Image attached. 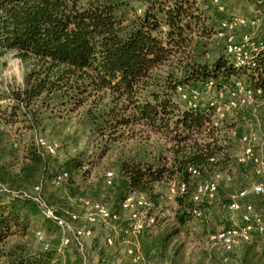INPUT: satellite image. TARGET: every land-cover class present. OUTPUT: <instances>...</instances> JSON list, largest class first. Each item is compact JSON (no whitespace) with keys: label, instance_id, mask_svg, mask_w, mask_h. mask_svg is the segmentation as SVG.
<instances>
[{"label":"trees","instance_id":"1","mask_svg":"<svg viewBox=\"0 0 264 264\" xmlns=\"http://www.w3.org/2000/svg\"><path fill=\"white\" fill-rule=\"evenodd\" d=\"M213 1L0 0V50L14 52L27 67L21 85L7 91L8 103L0 112V189L9 196L0 202V264H63L59 239L42 250L30 248L27 241H11L33 238L31 224L39 219L45 235L62 232L43 216L30 193L38 188L45 205L66 218V212H74L48 202L45 187L62 188L66 197L78 202L87 191L81 189L89 170L112 146L126 147L137 134L135 128L167 136L171 146L166 154L147 147L120 151L109 168L102 166L96 184L88 187L95 189L97 203L116 217L108 223L107 234L92 236L96 264H131L122 245L106 244L116 229L118 241L130 232L121 203L129 196L143 197L147 214L153 217V210L163 211L162 188L168 182L175 187V206H169L172 224L160 229L166 219L154 223L153 218L134 236L145 261L184 264L185 250L175 239L191 235L186 228L193 221V211L201 210L195 239L206 245L198 247V264H264V231L259 230L264 227V198L247 193L237 199L240 206L252 209L249 221L242 219L238 228L232 226L234 212L229 209L231 194L249 189L242 185L249 170L254 181H262L252 160L237 163L236 146L248 122L264 141V48L259 46L264 40L258 36L264 27V0H235L234 4L239 9L241 1L248 2L257 11L254 18L243 19L239 29L249 31L237 43L249 37L255 45L253 69L236 68L226 55V39L217 34L228 32L222 24L236 16L230 17L225 0H215L217 5ZM238 81L260 94L254 110L244 105L225 113L235 112L222 121L225 131L221 132L211 125L214 112L209 104L218 102L219 94L226 100ZM209 84L210 99L203 110L198 108L201 96L195 108H182L178 101L182 94L190 96L196 90L202 95ZM38 139L58 141L55 154H47ZM82 139L85 145L79 144ZM58 152L68 154L64 161L53 158ZM189 168L197 174L192 176ZM214 169L223 176L213 198L192 202L197 186L208 181ZM63 175L66 179L58 182ZM65 204L64 199L58 202ZM97 225L102 226H93ZM246 225L252 228L247 240L234 237L236 243L229 250L210 241L223 230L237 231ZM207 243L214 246L208 248ZM72 244L84 259L72 237L66 248Z\"/></svg>","mask_w":264,"mask_h":264},{"label":"rangeland","instance_id":"2","mask_svg":"<svg viewBox=\"0 0 264 264\" xmlns=\"http://www.w3.org/2000/svg\"><path fill=\"white\" fill-rule=\"evenodd\" d=\"M214 5L219 4L218 2H215V0L213 1ZM235 0H225L224 1V6L227 7V10L230 12V17L232 16H236V17H232L231 19H242L243 24L238 23L237 21V25L235 27H233L232 30H229L228 32H226L224 34V38L226 39V44L227 41L230 39L231 42L233 44H237L239 43V39H240V35L246 31H249L248 28H241L239 29L241 26H244L245 24V20H250L251 18H254V15H257V11H255L254 6L250 5L248 2H244L241 1L240 4V8L238 9L237 7H235ZM222 8V7H221ZM220 8V9H221ZM237 20V19H236ZM253 25V24H252ZM236 30V31H235ZM254 31V33L258 32L257 29L252 30ZM258 36L260 38H263L264 40V27H262L261 30H259ZM218 41V39L216 40ZM258 52V51H257ZM27 71V67L20 61L19 58H17V56L15 55L14 52H5V51H1L0 50V112H2L5 108L6 105L8 103V99H7V91L16 88L17 86L21 85L22 83V79L23 76L25 74V72ZM207 91H203L200 100L198 101V108L203 110V108H205L208 103V100L210 99L208 97V95L206 94ZM222 99H223V95H222ZM178 101L180 103V105L182 106V108L184 109H188V105L187 103H184L180 97L178 98ZM253 106L252 109L254 110V106L255 105H250ZM235 112H230L228 114H225V116L221 119H218L217 116H215V114L213 113L212 117H211V125L218 129L221 130V132H224L225 129V125H223V120L226 119L227 117H231ZM136 130V136L127 143L126 147L122 146V145H116V146H112V149L109 150V152L102 158L100 159L101 161L98 163V166L93 167L91 170H89V176L86 179L87 184H84V186L82 187L81 190H85L87 189L84 197L79 198V201L76 202L75 200H73L72 198H68L66 197V193L65 191H63L62 188H54V187H45V192H44V197L45 199L48 200V196H50V201H53L55 203V207L58 208H64L66 209L67 207L71 209V212H74L75 214L78 215V221L73 225V227H78L81 229H84L85 231H91L90 235L87 237H83L81 240V243L83 245V251L80 252L82 254H84V259H81V257H79L78 255V249L76 250L75 245L72 244L70 247L64 249L61 253H59L60 255V260L63 264H96V258L94 255V252L91 250V248L93 247V237L95 236H99V234H107V230L110 228L105 224L101 225H97V226H93L90 225L88 223L85 222L84 218H83V208L81 206V200H89L92 202H98L93 194V191H95V189H88V187L93 186L94 184H96L97 180L103 175L101 173V170H104V168H109V166L112 165V163L115 161L116 157L118 156V154H120V151L123 152H127L130 148L135 150V149H139V148H144L147 147V149L149 151H153V152H157L159 150L163 151V154H166L168 148H170L171 146V142L169 141V138L167 136H163V135H159V134H155L152 132H147L144 129H141L138 131V128H135L134 131ZM257 127L254 126L253 123L248 122L246 124V126L243 129L244 132V136L242 137V139L240 140L239 144H237V148H236V161L237 158L241 155L242 149L245 148L246 146L250 147L253 150V155L257 158H264V150L262 149V145L263 142L259 140L258 138V132H257ZM249 134V136L247 137L246 135ZM38 138H40L39 136H37ZM39 140V139H38ZM38 140H37V144H38ZM43 140V139H42ZM46 144H56L57 148H58V141H45L43 140ZM95 141H92L90 146H92V143L94 144ZM85 143H87V141H85V139H82V141L79 142L80 145H85ZM42 148V147H41ZM121 148V149H120ZM123 148V149H122ZM68 156V154L66 155L65 153H61L58 152L53 158L58 161V162H62L64 161V159ZM264 160V159H263ZM215 163V162H213ZM238 163V162H237ZM239 164V163H238ZM102 166L104 168H102ZM251 172V173H250ZM223 176L222 172H218L217 169H214L213 174L211 175L210 179L204 183L201 184H206V183H210V182H215L216 186L218 184L219 187V182L221 177L219 179H216V176ZM244 181L242 182V185L245 188H251L254 184H256L257 182L254 181V177L252 175V171L249 170V172L244 176ZM172 185L174 186L173 183H165L163 185L162 188L164 189V205L162 206L163 208V215H160L162 212H160V210L154 211L152 212V216L154 218V223L157 222V220L159 221L160 219H166V223H164V225H162L160 227L163 228L165 227L167 224H172L173 221V214L171 212L170 207H174L175 203L173 200V195L175 194V187H174V194L172 193ZM200 185V184H199ZM236 192V191H235ZM233 192L231 194V197L236 195V193ZM32 196H36V192H32L30 193ZM195 195V194H194ZM138 197V196H137ZM194 197V196H193ZM203 198H207L206 196L201 197ZM201 198L199 200H201ZM9 199V196L4 192V190L0 189V202H6ZM66 200L68 204H65L63 206H59L58 202L60 200L63 201ZM211 200V199H210ZM192 202L196 203L193 198H192ZM210 203V201H208ZM201 213V216H196L193 214V221L187 226V230L191 233V235H189L187 237L186 234H181V236L178 237L177 243L181 242L180 244H182L183 249L185 250L186 255L184 256L185 258V263L184 264H198V256H196L197 254V250H199V248L204 247L206 244L200 242L198 239L196 238V232H199L200 230V223L199 220L203 217V214L201 212V210H199ZM160 212V213H159ZM234 213H232L231 215V221H232V226H236L239 227V225L242 223V215H244L243 212L240 213V211H232ZM207 218V215H206ZM202 220V219H201ZM31 226H33L35 228L34 231V237L33 238H27V239H18V238H14L11 241L15 242L17 240H22V242L27 241L28 246L30 248H33L34 250H42L43 246L48 243L50 245H55V242L57 239L61 240V238L67 237L69 240L71 239V234H67L62 233L59 231V233H55V234H49L48 236L45 235L43 233L42 230V221L39 219L37 223H32ZM159 230V227H158ZM220 230V229H219ZM115 232V231H114ZM40 234L39 236H37V234ZM116 233H118V229H116ZM189 234V233H188ZM212 234H209L207 236V240H209V237ZM93 236V237H92ZM104 237V236H103ZM113 237H115V234L112 236V241H113ZM39 238L41 240H39ZM106 238V239H105ZM103 238L104 242L106 243V240L108 237ZM211 238V237H210ZM118 239V237H117ZM123 239H127V241L132 242L134 237L131 235H126L125 237H123ZM114 242V241H113ZM209 242V241H208ZM59 243H57L58 246ZM107 244V243H106ZM209 246L208 248H212L214 246V244L212 243V245L210 246V243H207ZM108 246V245H107ZM125 246V245H124ZM127 246V245H126ZM216 246V245H215ZM199 247V248H198ZM132 249L131 247H128L125 250H129ZM78 251V252H77ZM127 252V251H126Z\"/></svg>","mask_w":264,"mask_h":264},{"label":"built area","instance_id":"3","mask_svg":"<svg viewBox=\"0 0 264 264\" xmlns=\"http://www.w3.org/2000/svg\"><path fill=\"white\" fill-rule=\"evenodd\" d=\"M217 2V1H215ZM237 19V20H236ZM233 19L229 23H223L222 29L227 31L233 29L238 23L243 24L242 19ZM224 33L217 34L218 38H222ZM249 37H244L241 44H233L229 39L226 44V55L229 56L236 68H247L253 69L256 68L257 62L251 56V52H255L256 48L253 43L249 41ZM261 49L264 48V43H260ZM257 52V51H256ZM235 91L231 92L226 100L222 99V94H219V101L212 102L209 104V107L213 109L215 116L218 119L223 118L225 113L233 110L238 106L244 105H255L256 104V97L260 94V91L251 92L247 90L244 84L238 81L235 84ZM212 89L211 84L206 87V91L210 92ZM180 91V89H178ZM201 96L199 91H192L190 96L187 94L181 95V100L187 101V105L191 108H195L194 103L198 100ZM38 145L43 148V150L50 155H54L57 150L56 144H46L42 139L38 140ZM264 158H257L253 155V150L246 146L243 148L241 155L238 157V163L246 164L248 161H253L255 164V173L256 175L262 180L254 184L248 190H244L237 195L231 197V205L229 209L231 211H240L241 209L244 210V215H242V219L245 222L249 221L250 216H252V209L250 207H242L237 202V199L244 197L247 193H252L257 196H261L264 198ZM212 161V160H211ZM188 172L192 176L197 174V171L193 168H189ZM107 183L110 184V178L112 175L108 173L106 175ZM221 176L217 175L216 179H219ZM66 179V175H63L58 178V182L64 181ZM184 187H180V191H183ZM39 189L36 188V196H32V200L37 204L38 208L42 212L43 216L51 221L58 229H60L63 233L71 234L72 239L76 242L79 250L83 251V246L81 240L83 237H87L90 235L89 231H85L81 228L73 227V223L78 221V215L74 213L66 212V218L59 216L56 210L52 207H47L45 203L41 200L38 195ZM216 191V184L215 182H210L206 184H200L197 186L195 195L193 200L195 202L199 201L201 197L206 196L208 199H212ZM172 193L174 194V186L172 185ZM81 206L83 208V218L86 223L90 225L95 224H105L107 225L110 221L115 220L116 217L113 216L110 211L102 204L97 202H91L89 200H81ZM121 210L127 213L128 218L130 220V232L129 235L136 236L143 228L149 227L153 223V217H149L146 210V202L143 197H135L129 196L125 198V200L121 203ZM193 214L196 216H200V212L194 210ZM256 222L259 224L260 220L256 217ZM236 227V226H235ZM238 228V227H236ZM252 230L249 225H246L243 228H239V230H223L219 232L216 236L210 238V241L217 242L222 244L227 250L230 249L231 244L236 243L234 241V237H240L243 240H247V234ZM260 232L264 231V227H261ZM113 243L112 239L107 240V244L111 246ZM70 240L67 237H62L60 240V246L58 248V253H61L67 246H69ZM127 255L130 256L131 264H155L152 262H147L143 259L140 252L135 251L133 249L127 250Z\"/></svg>","mask_w":264,"mask_h":264},{"label":"crops","instance_id":"4","mask_svg":"<svg viewBox=\"0 0 264 264\" xmlns=\"http://www.w3.org/2000/svg\"><path fill=\"white\" fill-rule=\"evenodd\" d=\"M117 237H118V233H116V230H115V237L113 238V241L118 242L119 245L123 246V254H125V255L127 254L126 253L127 250H125V249H127L128 247H131L133 250H135L137 252L139 251V243H138L136 237H134L132 242H129V241L126 242L127 239L122 240V241H118Z\"/></svg>","mask_w":264,"mask_h":264}]
</instances>
